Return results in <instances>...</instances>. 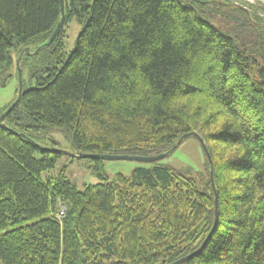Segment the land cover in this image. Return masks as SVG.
I'll list each match as a JSON object with an SVG mask.
<instances>
[{
    "label": "trees",
    "instance_id": "16d2710c",
    "mask_svg": "<svg viewBox=\"0 0 264 264\" xmlns=\"http://www.w3.org/2000/svg\"><path fill=\"white\" fill-rule=\"evenodd\" d=\"M64 5L45 46L61 0H0V88L18 67L29 76L0 127V264H173L203 244L215 199L213 235L182 264H264V18L227 0ZM52 131L74 154L129 156H169L195 132L211 163L196 178L152 163L110 182L94 161L103 182L79 191L42 179L62 155L39 148Z\"/></svg>",
    "mask_w": 264,
    "mask_h": 264
},
{
    "label": "rangeland",
    "instance_id": "374dc122",
    "mask_svg": "<svg viewBox=\"0 0 264 264\" xmlns=\"http://www.w3.org/2000/svg\"><path fill=\"white\" fill-rule=\"evenodd\" d=\"M248 11V10H247ZM253 14L255 9L250 7ZM82 30V25L77 21L70 22L66 29V53L70 54L74 50L77 38ZM16 69H14L13 78L8 82L5 88H0V109L12 102L16 97L18 89V79L15 77ZM22 80L26 87H29V76L27 70L22 73ZM51 139L59 143V149L70 152V143L66 137L57 131H52L44 139V145L50 148ZM160 165H168L178 170L185 172L188 176L196 178L197 174H206L207 158L205 152L196 137H189L182 141L181 144L168 157L157 162ZM94 160L71 158L68 155L62 154L55 167L42 174V179L46 181L48 178H64L73 184L79 191L83 190L84 185H96L103 182L94 171ZM104 173L108 180L112 182L117 175L130 176L136 168L150 167L152 164L118 160V161H103Z\"/></svg>",
    "mask_w": 264,
    "mask_h": 264
},
{
    "label": "water",
    "instance_id": "95a60500",
    "mask_svg": "<svg viewBox=\"0 0 264 264\" xmlns=\"http://www.w3.org/2000/svg\"><path fill=\"white\" fill-rule=\"evenodd\" d=\"M64 0H61V12H62V17H61V20L60 22L58 23L56 29L54 30V32L52 33V35L50 36L48 42L45 44V46H49L50 44H52V42L56 39V37L58 36V34L62 31V29L64 28V25H65V16H64ZM234 6V5H233ZM236 8H240V7H237V6H234ZM240 9H243V8H240ZM245 10V9H243ZM79 38V36H78ZM77 38V40H78ZM41 49V47H39L35 52L34 54H36L39 50ZM26 54L27 55H31L32 53L29 51V49H26ZM71 56V53L69 54L68 58ZM16 65L18 66L19 65V62L16 61ZM18 85H19V90H18V96H17V99L11 104V106L8 108V110L2 114L0 116V127H2V121L4 119V117L9 114L13 109L14 107L19 103L21 97H22V71L21 69L18 67ZM196 137L204 152H205V155H206V158L207 160L209 161V163H211V159H210V156H209V153H208V150H207V147L203 141V139L200 137L199 134L195 133V132H192V133H188V134H184L177 142V145L181 144V142L183 140H185L186 138H189V137ZM39 148L41 150H47L51 153H56V154H65V155H68L70 156L71 158H82V159H91V160H94V161H118V160H128V161H136V162H142V163H148V164H152V163H157L159 162L160 160L166 158L168 156V154H159V155H155V156H129V155H110V154H104V155H100V154H74L72 152H69V151H64V150H60L59 148H44L42 146H39ZM176 148L173 147L172 148V151ZM210 180H211V184L214 188V180H213V172L211 171L210 172ZM217 222H218V214H217V199H215V218H214V223H213V227L210 231V233L208 234V236L206 237V239L204 240L203 244L201 245V247L195 251L194 253L178 260L177 262L173 263V264H182L184 262H186L187 260L191 259L192 257L196 256L202 249L203 247L205 246V244L208 242V240L211 238V236L213 235L216 227H217Z\"/></svg>",
    "mask_w": 264,
    "mask_h": 264
},
{
    "label": "built area",
    "instance_id": "2783aa9c",
    "mask_svg": "<svg viewBox=\"0 0 264 264\" xmlns=\"http://www.w3.org/2000/svg\"><path fill=\"white\" fill-rule=\"evenodd\" d=\"M232 5L250 11V7L257 10L255 13L264 18V0H227ZM64 214V208L61 209L60 216Z\"/></svg>",
    "mask_w": 264,
    "mask_h": 264
}]
</instances>
